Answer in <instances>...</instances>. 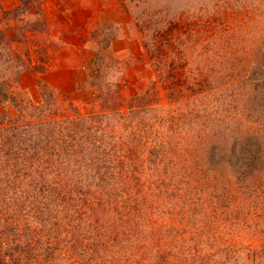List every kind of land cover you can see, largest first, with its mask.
<instances>
[{
	"label": "rangeland",
	"instance_id": "rangeland-1",
	"mask_svg": "<svg viewBox=\"0 0 264 264\" xmlns=\"http://www.w3.org/2000/svg\"><path fill=\"white\" fill-rule=\"evenodd\" d=\"M130 103L167 115L164 126L150 118L167 160L130 175L124 193L142 217L121 226L96 202L68 207L67 218L52 207L44 237L58 249L29 264H264V0H0L5 124L34 129ZM147 117L121 124L116 147L135 146L139 138L126 136ZM3 173L0 214L16 216L17 234L35 240L28 228L46 209L26 212L31 200L20 208L17 198L39 187L36 171L13 186ZM87 226L91 239L77 231ZM109 234L116 239L99 248Z\"/></svg>",
	"mask_w": 264,
	"mask_h": 264
},
{
	"label": "trees",
	"instance_id": "trees-1",
	"mask_svg": "<svg viewBox=\"0 0 264 264\" xmlns=\"http://www.w3.org/2000/svg\"><path fill=\"white\" fill-rule=\"evenodd\" d=\"M156 109L158 108L151 105L136 108L134 103H130L127 112L108 109L85 115L77 112L72 117L65 116L46 122L40 121L37 128L34 129L30 123L26 122L19 125L5 124L1 120L4 119V113L0 112V137L2 139L0 166L4 165V167H0V170L4 172L1 182L3 181L6 185L9 181V185L13 186L14 182H17L16 179L20 180V177L27 174L29 170L36 171L37 178L32 185L40 183L39 187L35 188L40 189V192L35 189H27L23 195L17 198V202L22 208L24 206L22 200H26V202L31 200L30 207L26 212H32L30 209H35L38 205V207L46 209L47 213L44 218L42 213L41 216L37 212L42 220L35 221L39 224L36 225L34 232L30 230V227L28 228L27 236L30 235L37 239L30 242L24 240L22 235L17 234L16 216H8L7 213L0 214L1 217H3L2 215L7 216L3 217L6 228L3 227L4 224L0 223V238L3 237L0 240V264H29L28 258L43 256L42 253L46 256L55 254L58 249L57 245L44 237L45 223L49 222L48 211L52 207L67 218L70 216V213L65 210L68 207H79L86 203L90 205L92 202H96L97 205L103 206L106 212L116 216L115 221L121 223V226L125 225V221L131 219V216L142 217L141 209L138 210V207L133 203L135 198L131 195L124 196L128 195L124 193L126 190L133 189V184L136 182L134 178L138 177L137 173L150 169L149 166L156 169L158 161L167 160L169 153L167 143L159 142L164 135L153 130L155 122L150 119L152 115L164 126L167 115H153ZM143 114L148 116L144 126L135 128L132 136H126L127 139L131 138V143L139 138L137 142H134L136 145L129 148H126L127 146L125 148L116 147L118 140H121L120 129L125 122H132L138 117L141 118ZM112 119L116 123L112 124L110 122ZM99 122L104 123L102 126H96ZM4 130L7 131V134L3 133ZM7 147L9 148L6 150ZM4 149L6 155H11L9 159H6L8 156L2 155ZM11 159L15 161L12 162ZM7 167L11 169L9 173ZM130 175H134V178ZM20 182L22 181L20 180ZM1 195L0 190V210H3L1 205L5 203L6 198ZM35 211L37 210L35 209ZM33 216L40 219L36 212L33 213ZM106 221L104 224L97 225L98 229L106 227L108 220ZM28 226L26 224V227ZM59 226H61L60 223ZM77 226L74 225L72 228L76 229ZM52 227L59 229L56 225H52ZM18 228L21 230L20 226ZM79 229L80 227H78V232L88 231L91 239L92 230L88 226ZM8 234L9 237L12 235L9 240L7 239ZM104 239L109 242L115 240L116 236L112 237V234H109L108 238H103L99 248L101 245L103 246ZM4 240L5 242H3ZM6 241H10L11 246L5 247L3 244L6 245ZM68 243H72L71 246L75 249L81 251L86 249L80 241L76 243L69 240ZM43 246L45 248L40 252L39 247ZM97 249H94L95 252ZM8 258L9 260H7ZM87 261H90L87 264H96L90 257ZM48 264H53V261Z\"/></svg>",
	"mask_w": 264,
	"mask_h": 264
}]
</instances>
